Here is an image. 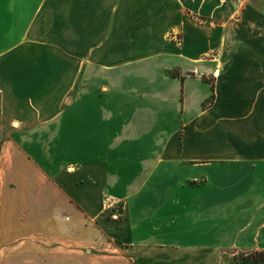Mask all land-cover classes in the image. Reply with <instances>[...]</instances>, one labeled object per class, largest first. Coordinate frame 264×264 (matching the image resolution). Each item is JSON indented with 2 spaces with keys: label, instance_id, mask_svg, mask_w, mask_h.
<instances>
[{
  "label": "crops",
  "instance_id": "0c3cea01",
  "mask_svg": "<svg viewBox=\"0 0 264 264\" xmlns=\"http://www.w3.org/2000/svg\"><path fill=\"white\" fill-rule=\"evenodd\" d=\"M255 45L264 0H0V264H264Z\"/></svg>",
  "mask_w": 264,
  "mask_h": 264
},
{
  "label": "rangeland",
  "instance_id": "374dc122",
  "mask_svg": "<svg viewBox=\"0 0 264 264\" xmlns=\"http://www.w3.org/2000/svg\"><path fill=\"white\" fill-rule=\"evenodd\" d=\"M227 46H220L219 44H212L210 46V57H214V55H217L218 53L225 54ZM246 47V46H245ZM254 47V46H253ZM258 49L262 50L264 52V45H255ZM225 49V50H224ZM234 46H231L230 49H227V51L231 52L233 51ZM264 175V174H261ZM224 176V175H223ZM230 178V172L225 174V178H222L224 180ZM167 180H170V177L167 175ZM199 181H203V178H200V180L191 178L188 179L189 183H197ZM141 203V202H140ZM230 205L227 204V207ZM123 209L122 203H118L115 205V209H113L112 213H121ZM233 209H230V211L227 212V242L229 244L234 243H240L241 245H255L258 242H260L264 238L261 235V230L264 225V218H261L262 220H230L229 217L232 219L231 216L234 215ZM111 213V212H110ZM111 213V214H112ZM112 216V215H111ZM241 218H244L246 215L242 214L239 215ZM238 216V217H239ZM252 214H249L247 217H252ZM240 241V242H239ZM236 257H253V258H264V251H258V252H237L235 253Z\"/></svg>",
  "mask_w": 264,
  "mask_h": 264
}]
</instances>
